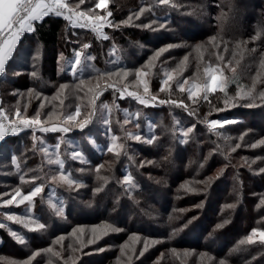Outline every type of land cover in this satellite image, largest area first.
I'll return each mask as SVG.
<instances>
[{"label": "rangeland", "instance_id": "1", "mask_svg": "<svg viewBox=\"0 0 264 264\" xmlns=\"http://www.w3.org/2000/svg\"><path fill=\"white\" fill-rule=\"evenodd\" d=\"M172 1H174L173 3L177 4L175 0H169V4H171ZM96 2H99V0H97ZM113 2L114 0H106L107 8L95 9V12L105 16L108 10L113 13V10H111V3ZM128 2L129 1H126V3L120 4L119 7H127L129 5ZM158 3L159 0H147V4L143 6V8H145L147 11V9H151L152 4ZM187 4L191 5L192 7L190 11L196 14L198 19V22L196 23H198L197 25L199 27H201L202 23L203 25L210 24L209 21L212 17V14L209 12V9H207L206 6H213V0H190L189 2H187ZM139 10L130 13L128 16L122 19V21H128L129 16H132V20L128 23H121L122 21L113 23L125 26L128 25L129 27H138L137 25H140L141 23L150 24L155 21L153 27L157 30L150 31L156 33L157 37L155 36L156 38L154 37L152 41L169 36L167 34L164 35L165 29L159 27L160 24L165 23L159 20L151 19L152 16H148L146 11V14L143 13V15L145 14L144 20H137L134 13H139ZM141 15L139 16V18L142 17ZM147 16L150 18L146 19L145 17ZM107 19L112 21L111 17H107ZM80 22L84 23V20H81ZM87 22L89 25L88 27H76L89 30L90 32L95 34L98 39L104 40L101 35L92 30V25L95 22V17L88 18ZM138 28L149 30L148 28L143 27ZM195 28L198 29V27L196 26ZM112 29L114 28L108 24H103V26H100V33L110 37V39L106 40L107 44L104 45L106 47L105 52H99V56L104 59L105 64H98L95 62L97 56L95 52L91 50V48L94 49L91 45V47L85 51L87 55L95 57V59L86 61L89 67H87L83 73L79 71L76 73V76H83L85 74L87 75L90 72H97L98 74L96 76L85 79L86 83L79 87L69 85V88H67L68 92H66V94L63 96L59 94V85L67 83L55 84L53 80L49 81L47 78V86L54 87L55 85H57V89L53 90V93L51 94L52 98L58 97L60 101L63 100V104H61L60 102L56 104L54 103V109L50 110L49 112H45L42 109L45 105H48L46 104L48 101V97L45 94L35 92V97H40L41 100L39 105L30 112L29 116H26V114H24L17 117L15 114L11 115L6 110V108L2 105V100L0 97L1 106L3 107L5 114L10 120H22L24 118L30 119L35 116L37 111H39L42 123H46L48 127H62L64 120V115H62V113L66 114L67 112H75V107L77 105H79L81 109L80 115L77 116V121H82L90 112L95 110V115L92 118L93 123L89 124L88 127L83 131L77 128L73 129L69 133H42L38 129L33 130L31 128H28L26 130L20 131V133L23 131L27 132L21 133V138H19L17 141L15 140L13 142L12 140H6V143L0 142V144L3 145L2 150H0V204H2L4 199L11 198L10 194L12 193L13 189L17 187L21 188L22 194H27L36 185H43L44 187V191L37 197L33 198V203L31 205H29L28 202L25 201L24 204H20L19 206L14 203L13 205H10L6 208L0 207V223H3L5 225V227L0 228L10 236L12 247L11 250L15 252H26V250L28 249L27 251L30 252L28 255H26V258L17 257L16 259L12 258L11 260L15 264H20V262L29 260V258L33 256V259H35L36 257L40 258L38 255L40 251H45L46 249L51 248V258L54 260L52 261V259L50 258L46 263L44 262L43 264H66V262L67 264H71L70 257L76 258L75 264H91L92 260H96L97 258L100 259V257L98 256L101 252L98 251V249L103 248V252L114 251V253H117V256H115V258L113 259V264H129V256H131L132 258L130 264H174V262H171L170 260V253L178 255V259H176L177 264H220V261L223 260H219L217 257L208 252L192 249L190 247L165 248L163 244V238L153 237L141 233H126L124 235L125 239L119 242L117 236L114 235L115 233L119 232H109L108 235L103 236L95 244H86V241L91 238L92 228L96 227L99 229L105 223H110L118 228H120V226H117V224L108 220H100L97 223H73L74 218H82L83 216H86L88 214V216H95L98 212L97 209L99 210V206H101V203H94V201L89 198L90 194L100 195L107 193L108 190L115 191L116 188L113 187L112 184L115 182L123 184V177L127 174H130L135 181V188L133 189L143 190L145 191V193H147V195H151L154 191V194L158 196L161 195V193H166L168 189H172L175 192L178 191L177 195H181V197L183 195H185L186 198L189 197L190 193L196 190H194L192 187H188L186 182H183L181 186L179 185L175 187H169L168 183L166 182V178L168 179L169 176L170 178H174L175 176L174 173L172 174V172L178 170V168L176 167L180 165L184 167V169H179L178 171H182V173L185 174L183 176L184 179L190 177L193 174H196L197 172L199 173L201 171L199 170L200 168L198 170L195 169L196 165H198L200 162L198 157L199 154L196 152L198 148L197 145L202 146L204 144H208L210 146L214 142L209 140V134L215 133L216 137L220 136L219 128L225 125L223 123L224 120H220L217 118L210 119L206 122V129L203 130L195 128L192 133H189L188 137L186 138V142L180 143L181 139H185L182 135V130H186L187 127H190L192 124H194L192 122V119L188 117L189 110H185L183 107H177L175 105H172L171 103H159L160 100H176L177 102H179L181 99L185 98L184 96H187L186 92H179V89L175 83L176 80H189L190 83L188 85H185V88H188L192 82L190 78L197 77L198 79L196 82L202 81L207 78V74L205 73L204 69L209 64H213L209 61L202 62V59H198V57H201V55H203V53L205 52L204 50L197 52L194 44L190 42L191 39L186 38L185 36L182 38H178V40L176 41L161 44L158 47H153L152 44L145 43L140 40H130L125 44L119 40L120 37L115 36L111 33ZM81 34L83 35V33H80L78 34L79 36L74 38V40L76 41V46L70 49L69 55L64 52H61L58 55L57 73H59L60 75L73 76L71 68L74 64V52L79 51L80 46L83 43L91 44L88 40L83 41V36H81ZM179 35L182 34H180L179 32H177L176 34H172L173 37H177ZM211 36H215L213 32L207 34L206 39L209 40V37ZM247 39V41H249V44L247 45L248 48L257 49L255 54L261 55V53L264 52L263 44H258L257 40L251 41L250 37H248ZM168 44L179 46L173 47L164 52L157 60L152 62L154 65L153 67H146L149 64V60L154 55L155 51L161 47H166ZM192 48L195 49L194 58L199 61V64L198 66H196V63H190L189 65L184 66L181 70V68L179 67L180 64L178 62L188 56V52H185L181 56H177L176 58L180 60H177L176 62V58H174V56L176 55L177 51H180L182 49L189 50ZM28 49H30V53L27 52ZM220 49H222V54L225 55L226 53L223 52V44H221ZM42 52V48L38 43H27V45L23 47L21 53L24 59H18L17 62L12 65V68L10 69V75L17 77V75H14L13 73L19 72L20 74L18 76L23 77L26 72L19 71L16 68H20L24 64L26 65V63L33 64V57H38L36 61L39 62L42 57ZM195 53H198V55H196ZM61 54H63V58L61 57ZM15 55L16 53L14 52L13 56L15 57ZM140 57H142L143 60ZM138 58L143 62H141L139 65L134 66ZM118 64L122 65L123 69H126L130 72L129 77L123 79L118 77L117 75H113L111 77L103 75L104 73L112 69V67H115V65ZM136 69H142L147 73L143 77V79L147 81L149 85L148 95H156L157 97L156 101H150L148 105H141L136 99L127 95L128 92H136L139 95H145L143 92V85L140 84L139 80H137V78L135 77ZM116 70L112 72H116ZM165 72H168L172 76V80L169 81V85H171V87L164 86L165 90L161 91L160 89L162 87V80L166 79V77L164 76ZM257 72H252L250 76H248L250 80L248 87H251L252 78L256 77ZM263 73L264 69H262L261 71L262 75ZM225 77L228 78L226 74ZM262 78H264V75L262 76ZM78 84L79 82L76 85ZM248 87H245L244 90H247ZM121 88H126V91L122 95L120 92ZM257 89L264 90L262 83H257ZM28 94L30 93L28 92ZM202 94L203 92H201L200 95ZM69 97L70 101L67 100L69 99ZM50 99L51 98L49 97V100ZM28 105L29 104L27 103V106ZM41 105H43V107H41ZM105 105H107V108L104 107ZM165 110L172 112L173 122L170 124L165 123V121H163V118L160 116V114H162V112ZM48 113L52 114L51 119L48 118ZM136 113L139 114L138 117L134 115ZM126 116L130 120L128 124H124ZM152 118H154V120H152ZM104 120H108L109 123L105 124L103 122ZM156 120L157 122L155 123L154 121ZM212 120H219L221 123L218 124L215 129H212L210 127V122ZM136 123H139V128L135 127ZM160 128L167 129L169 132V135H167L168 141L166 143H164L163 140L166 138V135H157V132ZM125 129L128 132L140 134L142 137H145L144 135L147 134L150 135L152 133H155L154 136L157 138L156 141L161 143L159 144V147H164L162 156L157 155V153H159L158 148L150 147V145L148 144L141 143L135 140H126L124 137ZM198 130L200 132H198ZM217 133H219V135ZM33 135L38 138L37 141L33 140ZM112 135L118 137L116 144L113 146L114 151L112 152L117 162H112L108 167H103L107 174L104 175V179L101 182L102 184L100 188L102 190L100 192H95L94 190L96 188H93L91 190L89 184L85 182L87 181L86 177H89L87 175V173H89V169L86 167V164L89 163L95 155L98 156L104 152L108 153L107 145L111 142L110 138ZM241 135H244L243 140L239 138L238 141L233 144L232 142L227 143L225 145V149L228 152H235L236 150H238L239 152L237 153V156L234 157L235 160L237 159L236 162L238 163V165L232 166V169L236 170L238 174L242 175V180H244L246 185L249 186L247 190L249 196V199H247V205L249 208H251L252 216L254 215L256 217L257 215H259L262 207H257V205L260 204L261 198H264V196H261L262 194H259V189H264V173H259V169L261 167H264V145L258 144V141L264 139V136H260L256 133H248L245 135V131ZM241 135H239V137ZM201 137L208 138L201 140ZM26 138L32 140L33 146L36 145L35 150L32 149V152L38 153V156L36 157L37 159H39V163H36L33 166H26L24 164L25 152L22 148L18 150L21 142L26 140ZM40 141H43L42 145L40 144ZM58 142L60 144L59 149L56 148V144ZM238 143L241 145V147L237 148L235 151H232V149L235 148V145ZM252 143H257L258 146L256 148H252ZM120 144H124V148H119L118 145ZM183 150L185 151L183 152ZM187 150L190 151L188 157ZM73 151L82 152V154L85 156V159L87 160V163H81L78 160H72L71 154ZM213 151L214 149L209 148L207 152L211 154ZM116 152H120V155L117 156ZM13 156L17 158L19 171L17 170V167L12 164ZM57 157L64 161V172L66 174L71 173L72 178L80 182L81 186L79 188L73 186L72 189H69L64 182L59 180V166L54 162H50L55 161ZM129 157H131V159H129ZM157 157L162 162H164L166 166L160 163L159 160H157ZM183 157L186 158V163L183 162ZM253 160H255L256 163L253 164ZM148 161H152V163H148ZM200 165H204V162H201ZM81 169H83V171H81ZM116 169L118 170L116 171ZM165 173L168 175V177H166ZM218 173L219 171H216L213 173L214 177L209 175L206 178L209 179L211 177L213 178L212 180L216 182L219 177H223L224 175V173H222L223 175L221 174L222 176L220 174L218 175ZM228 174L229 175L227 177L231 180L237 178L235 173L232 171ZM21 175L24 176L23 183L20 179ZM53 176H57L56 181L52 180ZM34 177H37V179H34ZM95 177H99L100 180V175ZM15 179H18L19 182H12V180ZM193 179L195 181H201V179ZM152 182H157V184H159V188L153 187ZM123 186L126 188L125 185ZM133 189L131 190L130 195L134 191ZM4 193H8L9 195H4ZM17 199H19V197H17ZM101 199L102 205H105L110 201L109 196H103ZM58 207H62L64 209L63 218L55 214V208ZM127 211L130 215H135L133 213V207L130 206ZM245 213H248V211H245L244 214ZM6 214H16L22 217L35 219L39 223H44L46 227L44 230L31 231L27 228H24L21 224H17L13 221L7 220L5 218ZM67 225L71 226L68 232L59 234V229ZM30 227L35 228V225L33 224ZM77 228H83L85 230V235L78 236L77 234H74L73 230ZM145 229H149V226L145 225ZM10 231H15L19 235L24 236L25 245L19 244L10 235ZM52 233H54L55 236ZM32 237L34 239L40 237L43 239V242H45V240L50 241L53 243V245H50L46 248H41V250L32 247L30 248L28 241L31 242ZM61 237H63L62 240L59 239ZM206 238L214 239L210 235H207ZM75 241L79 243L77 250H75L77 253L76 256L75 254H72L74 250L72 249V244ZM104 241L112 243L109 244ZM146 242L148 246L147 250L145 251L144 249ZM81 244H84L85 246L81 247ZM238 245L239 244H236V246ZM121 247L124 248L123 253H121ZM141 251L144 252L142 256L139 255ZM25 252H23V254ZM54 253H58V255H55ZM208 257L212 258L211 261H209Z\"/></svg>", "mask_w": 264, "mask_h": 264}, {"label": "trees", "instance_id": "2", "mask_svg": "<svg viewBox=\"0 0 264 264\" xmlns=\"http://www.w3.org/2000/svg\"><path fill=\"white\" fill-rule=\"evenodd\" d=\"M126 1H129L127 7H119L120 4L126 3ZM175 1L177 2L178 9H173L171 7L172 4H175L173 3L174 1H172L171 4L168 5H162L160 3L152 4L151 11H146L148 16H152L151 19L159 20L166 24L169 33L165 30L164 35L167 34L169 35L168 37L152 41L155 36L157 37L156 33L147 29L129 27L128 25H119L118 28L113 27L114 29L111 30V33L120 37L119 40L122 43L126 44L130 40H140L152 44L153 47L176 41L178 38L185 36L191 39L190 42L194 44V46L197 44H205V47L208 48L207 53L205 51L203 55H201L203 57L202 62L209 61L213 65H217L220 64V62L217 61L216 56L218 54L223 55L222 49L213 48L208 45L206 43L208 41L206 37L210 32H213L214 35L220 32V21L218 17L221 16L222 12L228 13L230 17L224 21L223 32L221 33L222 40L228 41L230 48L234 41L239 39L247 41L248 37L251 38L255 36L258 26L264 25V0H232L235 9L234 13H229L228 7L222 4L221 0H213V6H206L212 14L209 21L210 24L203 25L202 23L201 27L196 23L198 22L196 14H188L192 13L190 11L192 8L191 5L187 4L190 0ZM88 2L91 3V0H88ZM146 4L147 0H114V2L111 3V10H113L111 20L114 23L120 22L130 13L139 10ZM144 15L142 14V17L139 19L144 20ZM148 16L145 18H150ZM34 26L36 31L34 33H27V38L22 37V41L24 46L30 42L38 43L43 51L41 59L39 62L35 60L33 64L26 63V65L24 64L22 67L16 68L19 71L26 72L23 77H19L18 75L14 77L10 75L9 70L7 76L1 77L0 79V97L2 105L11 115L15 114L17 108H20L22 109L21 115L26 114V116H29L30 112L41 102L40 97H35V92L45 94L48 97L46 103L48 105H45L42 110L49 112L54 109L53 104L60 102L58 97L52 98L51 95L53 90L57 89V85L54 87L47 86V78L49 81L53 80L55 84L67 83L68 85L75 86L80 79L85 80L98 74L97 72H90L87 75L74 77L70 75L63 76L57 73L58 55L61 52L69 55L70 49L76 46L74 38L79 36L78 34L83 33V35L81 34V36H83V41H90L94 48H91V50H93L97 56L95 62L98 64H105L104 59L99 56V52H105L106 47L104 45L107 44V41L98 39V37L89 30L73 27L62 17H55L51 14L41 21H36ZM195 26L198 27V29L195 28ZM177 32L182 35L173 37L172 34H176ZM257 42L258 44L264 45L259 39ZM19 48L20 45L18 46V49ZM194 51L195 49L193 48L189 50L182 49L176 52L174 58L188 52L187 57H189V59L186 62V66L190 63H196L195 65L198 66L199 61L194 58ZM27 52L30 53V49H28ZM195 54L198 55V53ZM224 56V63H227V60L231 57L228 53ZM140 58L142 59V57ZM238 58L240 59V64L237 66L236 78L239 84L245 88L249 86L250 80L248 76H250L252 72L262 71L259 63L261 55L245 51L242 54V58L239 56ZM141 59L138 58L134 66L143 62V59ZM177 60L180 59L176 58L175 62ZM183 60L184 59L180 60L178 63L181 65V61ZM33 65H35V69ZM220 66L223 67V64H220ZM119 68H122V65H115V67H112L109 71H114ZM33 70L38 72L35 78L31 75ZM225 74L228 78L233 76L230 70H225ZM262 86L264 87V83H262ZM29 89L33 90L30 94H28ZM226 91L229 98L235 95L237 83H229ZM259 91L261 90L257 89V92ZM66 92H68L67 89L62 92V96L65 95ZM203 95L204 94L196 97L194 103L188 100L187 96L181 99L188 105V110L193 112V115L190 116L188 114V117L192 119L197 129H206V122L214 118L220 120H234L236 123L225 124L220 127V136L218 137H216L215 133H210L209 140L214 142L210 146L208 144L202 146L197 145L198 148L196 152L199 154L198 157L200 162L196 165L195 169L198 170L200 168L199 170L201 171L199 173L197 172L184 179L183 176L185 174H183L182 171H178L179 169H184L181 165L176 167L178 170L172 172V174L174 173V178L168 177L165 173L166 177H168V179L165 178L169 187L181 186L183 182H186L188 187H192L196 191H192L193 193L191 192L187 198L185 195L182 197L181 195H177L178 191L175 192L172 189H168L166 193H161V195L158 196L154 194V191L151 195H147L143 190L133 189L134 191L130 195L123 184L115 182L112 184V186L116 188L115 191L108 190L107 193L104 194L89 195V198L92 199L94 203H101L95 216H88V214L82 218H74L73 223H97L100 220H108L122 228L123 231L114 234L117 236L119 242L125 239L124 235L126 233H141L163 238L165 248L190 247L192 249L208 252L219 260H223L224 264H264V242H261L260 236L258 235L259 231H264V206L261 207L259 215L256 217L254 215L252 216L251 208L247 205V199H249L247 190L249 186L242 180V175L232 169V166L238 165L236 162L237 159L235 160L234 157L237 156L239 152L238 150L235 152H228L225 149L227 143L232 142L233 144L238 141L240 138L239 135L244 131L245 135L248 133H256L260 136H264V104L257 101L259 106L247 107L245 106V102H241L236 106H232L230 102L228 106H225L224 93L219 92V90L215 93L208 94L207 99H204ZM49 97L51 98L50 100ZM67 100L70 101V97ZM27 103L29 104L28 106ZM160 116L167 124L173 122L172 112L165 110ZM152 120H154V118H152ZM154 122L156 123L157 120ZM23 132L26 133L27 131ZM198 132L200 131L198 130ZM21 133L19 132L16 135L10 134L6 137V140H12L13 142L15 140L17 141L21 138ZM154 134L155 133L144 136L150 138ZM157 135H166V138L163 139L164 143L168 141L167 135H169V132L167 129L160 128ZM207 138L201 137L200 139L204 140ZM159 144L161 143L154 141V144L150 145V147L158 148L159 153H157V155L162 156L164 147H159ZM21 148L25 152L24 164L26 166H33L39 163V159L36 157L38 153L32 152L34 148L31 139L26 138V140L21 142L18 150ZM209 148L214 149L211 154L207 152ZM184 151L185 150H183V152ZM187 152L188 157L190 151L187 150ZM157 160L165 165L159 158ZM112 162H117L112 152H104L98 156L95 155L93 159L86 164V167L89 169V173H87L89 177H86L87 181L85 182L89 184L91 190L101 187L104 175L107 174L103 167H108ZM183 162L186 163L185 157H183ZM201 162H204V165H200ZM98 168L99 171H97ZM220 169H224V175L222 174L223 177H219L216 182L212 180L210 184H206L205 182L209 180L206 177L209 175L213 176V173ZM117 170L118 169H116V171ZM231 171L235 173L236 179L240 180L234 179V181L229 179L227 176ZM99 175L100 180L99 177H95ZM193 178L201 179V181H195ZM12 182L17 183L19 181L15 179L12 180ZM152 185L155 188H159L157 182H152ZM259 190V194L264 196V189ZM103 196L110 197V201L105 205H102L101 201ZM134 198L138 201H135ZM228 205H235V207L229 208L227 207ZM130 206L133 207L134 216L130 215L127 211ZM245 211H248V213L244 214ZM170 217L172 218L171 220L169 219ZM193 217H195V220H193ZM189 220H192V223L185 228L184 225L187 224ZM224 221L228 222L224 223ZM218 224H224V226L222 228H217ZM145 225H148L149 229H145ZM70 227L71 226L68 225L61 227L58 233H67ZM254 228L259 231L253 233L252 230ZM177 229H179V231H177ZM52 234L54 235V233ZM207 235L212 236L214 239L206 238ZM249 236L253 237L254 243L247 242ZM241 241H244V243H241ZM104 242L109 244L112 243L107 241ZM28 244L30 248L32 247L40 250L41 248L53 245L50 241L45 240V242H43V239L40 237L37 239L32 237L31 242L28 241ZM78 244L77 241L72 244V249H74L72 254H75V256L77 255L75 250H77ZM236 244L239 245L236 246ZM11 248L10 236L0 228V264H15L12 262V258H26V255L30 253L27 251L28 249L26 252H15L11 250ZM23 252L26 254H23ZM38 255L40 258L36 257L32 259L31 264L46 263L51 258L52 253L40 251ZM115 256H117V253H114V251L101 252L98 256L100 259L96 257L99 261L97 259L92 260L91 264H113ZM170 258L171 262L177 264V254L170 253ZM53 260L54 259H52V261Z\"/></svg>", "mask_w": 264, "mask_h": 264}, {"label": "snow or ice", "instance_id": "3", "mask_svg": "<svg viewBox=\"0 0 264 264\" xmlns=\"http://www.w3.org/2000/svg\"><path fill=\"white\" fill-rule=\"evenodd\" d=\"M159 3L162 5H168L169 0H159ZM221 3L226 5L229 9V13H234L235 9L232 4V0H221ZM171 7L173 9H178L177 4H172ZM100 8H107L106 0H99V2H96V0H91V3L88 2V0H0V77H6L8 74V71L12 68V65L17 62L18 59H24V57L21 55L23 50V41L22 37L27 38V33H34L36 31V28L34 26L35 21H41L46 16L54 15L55 17H62L64 20L69 22L70 25L73 27L79 26L81 28L88 27V18L95 17V22L92 25V30L99 35L102 36L104 40L110 39L109 36L103 35L100 33V26H103V24H108L114 28H118L119 24H114L112 21L108 20L107 17L112 16V12L110 10L107 11L106 16L96 13L95 9ZM145 8H140L139 13H134L135 17L139 19V16L143 13H145ZM147 11H151V9H147ZM188 14H195L194 12L188 13ZM132 16H129L128 21H122L121 23H128L132 20ZM228 13H221V16L218 17V20L220 21V32H218L215 36L209 37V40L206 42L208 45H210L213 48L220 49L221 44H223V52L228 53L230 55V59L227 60V63L225 62V56L218 54L216 56L217 61L220 62V64H223V67L220 66V64H217L216 66H213L209 64L205 69V73L207 74V78L196 82L197 77L190 78L191 79V85L188 88H185V85H188L190 83L189 80H176V85L181 93L186 92L187 93V99L195 102V98L198 97L201 92H203V98L207 99L208 94L215 93L217 90L219 92L224 93L225 99L224 104L225 106H228L231 102L232 106H236L237 104L241 102H245V106L247 107H254L259 106L257 104V101H260L262 104H264V90H261L257 92V83H264V78H262V74L260 71L257 72L256 77L252 78V84L251 87H248L247 90H244L243 86L239 84V81L236 78L237 73V66L240 64V58H242L243 52L247 51L249 53H255L257 51L256 48H248L247 45L249 41H245L243 39H239L237 41L232 42L231 48L229 47L228 41H223L221 33L223 32V24L226 19H229ZM84 20V23H81L80 21ZM155 24V21H153L150 24H143L137 25L138 27L148 28L149 30L156 31L157 29L153 27ZM160 28L168 30L165 24H160ZM251 41L255 40H261L262 43H264V25L258 26L257 34L250 38ZM20 45V48H17V45ZM179 45L174 44H168L166 47H161L158 50L155 51L154 55L150 58L149 64L146 67H153V61L157 60L164 52L168 51L169 49L173 47H178ZM91 47V44L89 43H83L80 46V50L74 52V64L72 65L71 71L73 76H76V73L79 71L81 73L84 72V70L89 67L86 63L88 60H94L95 57H92L90 55H87L86 51ZM195 49L197 52H200L201 50L207 51L208 49L205 47V44H197L195 45ZM16 53L15 57L13 56V53ZM61 57L63 58V54H61ZM38 57H33V60L35 61ZM203 57H198V59H202ZM189 57H185L183 61H181V65L179 66L181 70L184 66H186V62L188 61ZM11 61V63H10ZM260 68L264 69V52L261 53L260 58ZM33 68L35 69V65H33ZM225 70H230L233 73V76L231 78L225 77ZM14 75H19V72H14ZM147 73L142 69H136L135 70V77L137 80H139L140 84L143 85V92L145 95H139L136 92H128L127 95L133 97L136 99L141 105H148L150 101H156L157 97L156 95H148L149 93V85L148 82L143 79V77ZM31 75L35 78L37 77V72L33 70ZM104 76L111 77L113 75H117L120 78L126 79L129 77L130 72L126 69H117L116 72L108 71L103 74ZM164 76L166 79L162 80V87L161 91H164V86L171 87L169 85V81L172 80V76L165 72ZM235 82L237 83V91L235 95L232 97H228L226 88L229 83ZM86 83L85 80L80 79L79 84L75 85L76 87H79L81 85H84ZM69 88L68 84H61L59 85V94L62 95V92L64 89ZM126 91V88H121L120 92L121 95ZM33 90L29 89V93H32ZM98 98V96H97ZM61 104H63V100L60 101ZM160 104L164 103H171L172 105H175L177 107H183L185 110L188 109V105L184 103L183 100H180L177 102L176 100L171 101H165L160 100ZM43 107V105H41ZM107 108V105L104 106ZM219 110V109H218ZM22 109L17 108L15 110V115L19 117L21 115ZM81 109L79 105L75 107V112H67L64 115L63 120V126L62 127H48L46 123H42L40 112L37 111L35 116L32 118H24L22 120H19L16 123H10L5 124L3 123V112L0 111V142L6 143V137L11 135H16L18 132L22 131L24 128H31L33 130L38 129L42 133H48V132H59V133H69L73 129H79L83 131L85 128L88 127L89 124L93 123V116L95 115V110L90 112L82 121H77V116L80 115ZM188 114L191 116L193 115L192 111H188ZM51 113H48V118L51 119ZM135 116H139L138 113L134 114ZM105 124H108V120L103 121ZM130 122L129 118L126 116L124 120V124H128ZM178 123V122H177ZM221 122L219 120H212L210 122V127L212 129H215L218 124ZM224 124H232L236 123L234 120H224ZM136 128H139V123H136ZM196 128L195 124H192L190 127H187L186 130H182V135L185 139H181L180 143H185L186 138L188 137L189 133H192L194 129ZM219 135V133H217ZM124 137L126 140H135L141 143H145L148 145H153L154 141H156V137L153 135L150 138L142 137L140 134L137 133H131L128 132L126 129L124 130ZM91 139V138H90ZM118 137L115 135H112L110 138V143L107 145V151L113 152L114 151V145L116 144ZM240 139H244V135L240 136ZM33 140L37 141L38 138L33 135ZM40 144H43V141H40ZM259 145H264V139H261L258 141ZM257 143H252L251 147L256 148L258 146ZM34 150L36 145L33 146ZM60 144L59 142L56 144V148L59 149ZM119 148H124V144L118 145ZM241 145L238 143L235 145V148L232 149V151H235L237 148H240ZM3 145L0 144V150H2ZM116 155L119 156L120 152H116ZM72 160H78L81 163H87V160L85 159V156L80 151H73L71 154ZM131 159V157H129ZM54 162L59 166L60 173H59V180L64 182L69 189H72L73 186L76 188H79L80 182L73 179L71 173H65L64 172V161L57 157ZM148 163H152V161H148ZM252 163H256L255 160L252 161ZM12 164L17 167V170L19 171V164L17 161V158L15 156L12 157ZM83 171V169H81ZM99 171V168L97 169ZM224 169L219 170V174H222ZM259 173H264V167H261L259 169ZM21 182H24V176H20ZM34 179H37V177H34ZM213 178H209L208 181H206V184H210ZM53 181L57 180V176L52 177ZM123 185L126 186V191L131 192L133 188H135V181L133 177L130 174L124 175L123 177ZM101 188H96L95 192H100ZM44 191L43 185H36L33 187L31 191H29L27 194H22L21 188L17 187L13 189L12 193L10 194L11 198L4 199L2 204H0V207H8L10 205H13L14 203L19 206L20 204H24L25 201L28 202L29 205L33 203V198L37 197L40 193ZM4 195H9L8 193H4ZM19 197V199H17ZM264 206V198H261L260 204L257 205V207ZM227 207L232 208L235 207V205H228ZM55 214L61 218L64 217V209L62 207L55 208ZM9 221H13L17 224L23 225L24 228H27L31 231H37V230H44L45 224L39 223L35 219L22 217L20 215L16 214H6L5 217ZM172 219L171 217L169 218ZM193 220H195V217H193ZM228 221H224V223H227ZM192 223V220H189L187 224L184 225L185 228L188 227L189 224ZM35 225V228H31V225ZM224 224H218L217 228H222ZM0 227H5L3 223H0ZM122 229L113 226L110 223H105L101 228H92L91 229V238L86 241V244H95L99 239H101L103 236L108 235L109 232H120ZM179 231V229H177ZM259 231L258 229H253L252 232L256 233ZM74 234H77L78 236L85 235V230L83 228H77L73 230ZM10 235L21 245H25V237L22 235H19L15 231H10ZM259 236L261 242H264V231H259ZM63 239V237L59 238ZM248 243H254L251 236L248 237ZM241 243H244V241H241ZM85 246L84 244H81V247ZM147 242L145 243V251L147 250ZM46 252L51 253L52 249H46ZM98 251L103 252V248H99ZM124 252V248L121 247V253ZM55 255H58V253H54ZM144 252L141 251L139 255H143ZM36 255V254H34ZM206 255V254H202ZM34 258L30 257L29 260L20 262V264H31V260ZM131 256L128 258V262L130 264L131 262ZM209 261H211V257H208ZM71 264H75V257H70ZM67 264V262H66ZM220 264H224V261H220Z\"/></svg>", "mask_w": 264, "mask_h": 264}, {"label": "built area", "instance_id": "4", "mask_svg": "<svg viewBox=\"0 0 264 264\" xmlns=\"http://www.w3.org/2000/svg\"><path fill=\"white\" fill-rule=\"evenodd\" d=\"M0 111H2L3 112V123H5V124H10V123H16V122H18L19 120H10L8 117H7V115L5 114V112H4V109H3V107L1 106V103H0ZM26 129H28V128H24L23 130H26ZM19 133V132H18Z\"/></svg>", "mask_w": 264, "mask_h": 264}, {"label": "crops", "instance_id": "5", "mask_svg": "<svg viewBox=\"0 0 264 264\" xmlns=\"http://www.w3.org/2000/svg\"><path fill=\"white\" fill-rule=\"evenodd\" d=\"M36 22V21H35ZM35 22H34V24H35ZM22 39V38H21ZM19 46V44L17 45V47Z\"/></svg>", "mask_w": 264, "mask_h": 264}]
</instances>
